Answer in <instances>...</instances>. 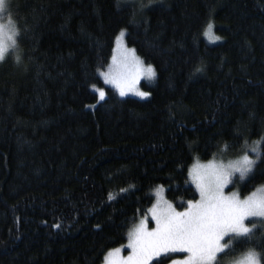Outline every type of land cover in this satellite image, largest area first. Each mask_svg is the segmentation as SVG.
<instances>
[{
	"label": "trees",
	"instance_id": "obj_1",
	"mask_svg": "<svg viewBox=\"0 0 264 264\" xmlns=\"http://www.w3.org/2000/svg\"><path fill=\"white\" fill-rule=\"evenodd\" d=\"M11 4L20 36L0 62V264H103L157 186L184 209L199 196L195 160L264 138V0ZM122 31L156 69L149 98L122 97L100 75ZM239 183L242 195L264 184V155ZM259 221L220 264L264 254Z\"/></svg>",
	"mask_w": 264,
	"mask_h": 264
},
{
	"label": "snow or ice",
	"instance_id": "obj_2",
	"mask_svg": "<svg viewBox=\"0 0 264 264\" xmlns=\"http://www.w3.org/2000/svg\"><path fill=\"white\" fill-rule=\"evenodd\" d=\"M212 32L213 24L209 22L205 35H212ZM120 35L123 37L124 33ZM19 36L20 29L11 17L7 0H0V62L4 61L10 50L17 48ZM16 61L20 63L19 55ZM112 64L107 72H101L100 75L105 83L118 88L121 96L134 90L141 76L152 79L156 75L151 65L145 66L136 57L135 50L123 49L121 61L118 62L117 57L113 56ZM137 94L150 95L147 92ZM98 95L100 100L105 99L104 90H98ZM262 143L264 138L254 141L250 146L257 160L264 155L260 147ZM245 144L247 146V142ZM256 163L245 153L228 163L194 165L190 175L199 199L182 202L186 203L184 210L177 211L170 202L163 199L162 189L158 191L157 202L149 209L155 227L149 229L147 220H140L128 233L127 247L131 249L130 254L122 257L121 248L113 249L105 255L104 264H152L154 258L170 252L188 254L182 260H172L171 264H220L222 254L234 251L238 244L251 242L256 222L250 218H260L259 222L264 226V191L257 190L244 198L234 191L225 193L229 185L234 186L233 178L237 174V179L243 180L252 173ZM55 227L59 228L60 225L56 224ZM262 261L264 254L248 248L236 264H262ZM158 264H163V261Z\"/></svg>",
	"mask_w": 264,
	"mask_h": 264
},
{
	"label": "rangeland",
	"instance_id": "obj_3",
	"mask_svg": "<svg viewBox=\"0 0 264 264\" xmlns=\"http://www.w3.org/2000/svg\"><path fill=\"white\" fill-rule=\"evenodd\" d=\"M7 2H8V4H9L11 17H12V19H13V16H12V4H11V3H12V0H7ZM13 20H14V19H13ZM4 22H6V20H5ZM122 32L124 33V35H123V37H121V35H120L121 33H120V34L117 36V39H116V42H115V47H114V52H113V56H116V57H117V61H118V62H120L121 59H122V50H123V49L135 50L133 47H130V46L127 44V42H126V32H125V31H122ZM207 37H208L210 40H212V41H215V40H216V39L214 38V37H216V35L214 34V32H212V35H207ZM118 38H119V41H118ZM10 51H11V50H10ZM135 55H136V57H138L141 61H143V63H144L145 66L151 65V64L147 63L142 57H140V56L138 55V53L136 52V50H135ZM113 56H112V57H113ZM110 66H113V64H112V59H111L109 65L107 66V69H106L105 71H103V72H107ZM151 66L155 69V67H154L153 65H151ZM121 70L123 71L124 69L121 68ZM155 72H156V69H155ZM156 77H157V72H156L155 77H153L152 79H148L147 77L141 76V78H140V79L136 82V84L134 85V90L129 91V92L127 93V95L122 96V97L131 96V97H136V98H141V99L149 98V97L151 96V92H150L149 90H146V89L144 88L143 83L146 82V83H148V84H153V83L156 81ZM102 78H103V77H102ZM105 84H106V85H109V86H111V87H113V88L117 91V93L120 95L119 89L116 88L113 84H107V83H105ZM100 89H101V88L94 87V90L97 91V93H98V90H100ZM102 90H104V89H102ZM104 92H105V91H104ZM137 92H147V93H150V95H148V96H140V95L137 94ZM105 94H106V93H105ZM120 96H121V95H120ZM252 145H253V143H252V144H249V145H247V146H245L243 152H241V154L239 153V155H235V156H226L225 154H219V155H216V156H214V157H212V158H210V159H208V160H200V159L195 160V162L191 165V168H190V171H189V178H190L191 182L193 183V181H192V177H191L190 173H191V171H192L193 166L196 165V164H202V165H203V164H208L209 162H216V163L224 162V163H228L229 161L237 160L238 158H240L241 156H243L245 153H247V154H248L253 160L258 161L256 155L250 151V146H252ZM260 147H261V146H260ZM247 176H248V175H247ZM247 176H245V178H246ZM237 177H238V174H237ZM237 177H234V178H233V179H234V186H233V185H229L228 188L225 189V193H226V194H228L229 192H233V191H234V192H237V193L240 195L241 198H244V197L248 196L249 194H251L252 192H255V191H257V190L264 191V184H262V185H259L258 187H256L255 189H253L251 192H249V193H247V194H245V195H242V194H241V186H240L241 183H239V181L242 182L245 178H244L243 180H239V179H238L239 181H237V180H236ZM193 185L195 186L194 183H193ZM195 187H196V186H195ZM161 189H162V191H161V195H162L163 199L167 200L168 202H170V203L175 207L174 203H173L170 199H168V197L166 196V189H165V187H164L163 185H159V186H157V187L154 189L155 202H154L153 205L156 204V202H157V192L160 191ZM198 194H199V193H198ZM258 194H259V193H258ZM197 199H199V196H198ZM153 205H152L149 209H151V208L153 207ZM175 208H176V207H175ZM176 209H177V208H176ZM183 210H184V209H177V211H183ZM142 219H146V220H147V224H148V228H149V229L155 227V222H154V220L152 219V217H151V213H150L149 210L147 211V213H146L145 215H141V216H139L137 222H136L134 225L138 224V223L140 222V220H142ZM250 219H252V220H254V221H256V220H260V218H250ZM245 223L248 224L249 222H248V221H245ZM134 225H133V226H134ZM133 226H132V227H133ZM249 226L251 227V224H249ZM132 227H131V228H132ZM131 228H130V230H131ZM130 230H129V231H130ZM127 243H128V240H127V242H126L125 244L116 247V248H121V249H122V251H121V256H122V257H127V256L130 254V252H131V249H129V248L127 247ZM116 248H113V249H116ZM113 249H112V250H113ZM110 251H111V250H110ZM169 254H170V255H175V256L173 257L172 260H182V259H184V258L188 255V254L185 253V252H174V253H171V252H170V253H167V254H165V255H169ZM242 256H243V254H242L241 256L235 258V259L230 260V261L227 262L226 264H236V262H237L238 260H240V259L242 258ZM157 258H159V257H157ZM157 258H154V259H157ZM154 259H153V260H154ZM172 260H171V261H172ZM103 264H104V262H103ZM169 264H171V262H170Z\"/></svg>",
	"mask_w": 264,
	"mask_h": 264
}]
</instances>
